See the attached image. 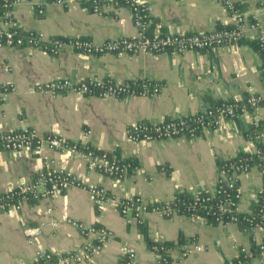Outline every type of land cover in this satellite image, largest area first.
<instances>
[{
    "label": "crops",
    "instance_id": "crops-1",
    "mask_svg": "<svg viewBox=\"0 0 264 264\" xmlns=\"http://www.w3.org/2000/svg\"><path fill=\"white\" fill-rule=\"evenodd\" d=\"M147 5L149 35L211 32L231 26L233 19L219 0H143ZM246 17L245 38L216 51L183 54L82 55L63 47L54 55L28 47L0 49V84L13 91L0 97V132L35 129L40 135H57L67 142H84L121 161H134L120 180L88 171L83 160L64 158L43 147L41 154L0 153V194L22 183L33 182L40 171L65 170L83 183L102 187L106 197L93 203L89 193L71 188L47 199L31 198L19 211L0 212V264H32L45 253L58 255L90 239V228H104L110 239L87 260L75 264H124L122 249L133 258L131 264H158L145 236L154 242L176 243L170 251L178 260L185 247L196 244L200 252L182 264H226L237 257L239 248L256 249L264 237L235 223L210 224L203 218L163 217L145 213L141 223H126L118 202L138 197L144 204H166L183 193L195 197L212 193L220 173L219 161L237 153H255L264 142V106L237 119L219 121L196 137H179L150 143H133L126 127L134 122H161L192 115L222 101L251 94L264 96L262 59L254 50L256 35L264 29V8L260 0H231ZM42 8V13H39ZM101 14L88 7H66L51 0H19L12 8L13 26L21 33L41 32L45 37H80L100 44L117 38H134L129 9L113 0H103ZM257 21V29L251 26ZM91 76L117 81L147 79L162 87L154 97L99 98L79 94L51 95L37 87L55 79L80 81ZM259 125V133L249 131ZM264 176L250 169L238 176L241 214L252 212ZM76 224V225H75ZM41 227L37 237L24 230ZM262 263L264 264V257Z\"/></svg>",
    "mask_w": 264,
    "mask_h": 264
},
{
    "label": "built area",
    "instance_id": "built-area-1",
    "mask_svg": "<svg viewBox=\"0 0 264 264\" xmlns=\"http://www.w3.org/2000/svg\"><path fill=\"white\" fill-rule=\"evenodd\" d=\"M103 0H51V3L66 7L71 4H78L88 7L91 12L101 14ZM129 9L137 35L134 38H117L107 40L100 44H94L86 38L80 37H45L41 32L28 31L21 33L13 26L12 8L19 0H0L2 12L0 15V49L6 47H28L38 49L45 53L54 55L63 47L70 48L82 55H104V54H129V55H151L162 54H183L187 52L216 51L222 47L238 45L245 38L246 17L242 12L236 10L231 0H219L233 19L231 27H222L211 32L192 34H167L149 35L146 29L149 27L147 17V5L143 0H125ZM264 8V0H260ZM42 13V8H39ZM251 26L259 27L257 21ZM255 42L264 52V29H259ZM264 73V66L262 65ZM162 85L156 81L139 79L132 81H117L110 78L91 76L80 81L70 79H55L37 87L38 91L51 95L79 94L99 98H129V97H154ZM13 91V87L0 84V97ZM264 106V96L251 94L245 99H232L222 101L201 111L188 116L166 119L161 122H134L126 127L125 133L128 141L133 143H150L172 138L189 137L194 138L206 128H214L219 121L226 119H237L244 113L247 115L258 107ZM48 147L60 153L64 158H76L83 160L86 169L109 176L114 180L122 179L128 172V164L119 162L110 157L106 152H97L89 149L84 142H67L57 135H40L35 129H24L9 132H0V153L2 152H23L32 156L41 154L43 147ZM257 151V150H256ZM256 169L264 176V163H257L252 166L231 167L228 170L220 171L215 190L209 193L215 196L224 188L233 190V198L227 203H218L215 217L218 224L237 223L236 215L239 214L237 205L240 199L238 188V176L250 169ZM75 188L89 193L93 203L101 204L106 197L102 187L85 184L71 170H47L40 171L36 179L31 183H22L16 187L5 190L0 194V212L19 211L21 206L30 198L47 199L68 189ZM257 199L261 197L260 208L256 214L252 212L243 214L241 220L250 231L262 232L264 229V185L257 192ZM176 197V196H175ZM175 197L171 201H175ZM194 202L198 195L193 197ZM203 202L204 198H200ZM258 201V200H257ZM201 204V203H200ZM196 203L181 202L185 211L180 213L176 207L167 209L158 203L144 204L138 197H125L118 202L119 213L125 218L126 223H141L145 213L158 214L163 217L181 216L187 218L207 219L212 209L204 207L203 215L195 212L193 207ZM228 212L229 220L223 221V215ZM76 225V224H75ZM27 237H37L41 234V227L27 228L24 230ZM90 239L77 248L66 253L52 255L45 253L39 257L43 259L42 264H75L87 260L94 252L100 250L101 246L110 239V233L104 228H90L84 233ZM202 247L196 244L185 247L178 260L161 257L158 254V264H182L184 258L200 252ZM125 257L124 264H131L133 254L126 247L122 249ZM264 237L254 248V255L245 247L239 248L237 257L229 260L226 264H263ZM55 261H50L53 259ZM37 259L32 264H38Z\"/></svg>",
    "mask_w": 264,
    "mask_h": 264
},
{
    "label": "trees",
    "instance_id": "trees-1",
    "mask_svg": "<svg viewBox=\"0 0 264 264\" xmlns=\"http://www.w3.org/2000/svg\"><path fill=\"white\" fill-rule=\"evenodd\" d=\"M113 2L117 5V6H126V1L125 0H113ZM234 7L236 10L237 7L234 4ZM2 12V8L0 5V15ZM223 27H231V26H223ZM222 28V27H220ZM146 33L149 34V27L146 29ZM253 48L254 50L260 55L261 59H262V65L264 66V52L262 50V48L260 47V45L255 42L253 44ZM246 97L242 98L245 99ZM253 136H256L259 133V125H254L251 127L250 131H249ZM87 147L89 149H92L90 146L87 145ZM99 152V151H97ZM108 156H110L107 153ZM111 157V156H110ZM118 160V159H117ZM119 162L121 160H118ZM122 163H127L128 164V170L129 169H133L135 168V163L134 161L130 160V161H121ZM257 163H264V142H259L257 143V151L255 153H237L234 157H231L227 160L224 161H219L218 165L220 167V171H224V170H228L231 167H238V166H243V165H247V166H252L254 164ZM264 178V177H263ZM233 190L231 189H227L224 188L222 190V192H220L219 194H216L215 196H211L209 193L204 192V193H200L198 195V200L196 202L195 199L193 197L190 196H186L183 193H180L179 195H176L175 197V201H170L166 204H161V207H166L167 209H171L176 207V209L179 210V212L184 213L185 211L183 210V208L181 207V202H187L188 203H196V205L193 207L195 212H198L199 215H203L202 213V209L204 207H211L212 211L210 213V215L207 216V221L210 224H218L215 221V217L219 215L218 212H216V206L218 205V203H227L228 200H230L231 198H233ZM200 198H204L206 200H204L203 202H201ZM31 199V198H30ZM257 204L254 207L252 213L256 214L257 210L260 208V204H261V197L257 199ZM201 203V204H200ZM230 214V212H228L226 215H223V221H228L229 217L228 215ZM243 214L239 213L236 215L237 217V223L238 225H240L242 228H246L245 223L241 220ZM145 241L146 244L148 246V248L150 250H152L153 252L159 254L161 257H165L170 259V251L173 249H178L181 250L182 246L184 245V239L179 235L177 238L176 243L174 242H165V243H159V242H154L153 240H151L148 236H145ZM43 259H39L38 260V264H42L43 263ZM50 261H55L53 259H50Z\"/></svg>",
    "mask_w": 264,
    "mask_h": 264
},
{
    "label": "water",
    "instance_id": "water-1",
    "mask_svg": "<svg viewBox=\"0 0 264 264\" xmlns=\"http://www.w3.org/2000/svg\"><path fill=\"white\" fill-rule=\"evenodd\" d=\"M249 251H250V253H251L252 255H254V245H251Z\"/></svg>",
    "mask_w": 264,
    "mask_h": 264
}]
</instances>
